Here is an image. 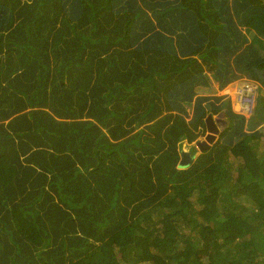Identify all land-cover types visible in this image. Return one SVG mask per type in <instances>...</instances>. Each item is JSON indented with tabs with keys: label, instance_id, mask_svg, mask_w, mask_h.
<instances>
[{
	"label": "trees",
	"instance_id": "16d2710c",
	"mask_svg": "<svg viewBox=\"0 0 264 264\" xmlns=\"http://www.w3.org/2000/svg\"><path fill=\"white\" fill-rule=\"evenodd\" d=\"M262 69L264 0H0V264H264Z\"/></svg>",
	"mask_w": 264,
	"mask_h": 264
},
{
	"label": "rangeland",
	"instance_id": "374dc122",
	"mask_svg": "<svg viewBox=\"0 0 264 264\" xmlns=\"http://www.w3.org/2000/svg\"><path fill=\"white\" fill-rule=\"evenodd\" d=\"M241 78H243V77H241ZM210 79H211L209 81L210 90L207 91L210 93H208V94L210 96L220 95L221 94L220 90H218V80L213 78V77H210ZM254 81L258 84V94H257L258 108L256 107L257 110H255V112L253 113L254 116L252 115V116H249L247 118L245 117V124L243 127V131L252 132L254 130H258L262 134V139L260 140V144H261L260 149L263 150L264 149V88L261 87V84L259 81H257V80H254ZM231 84L232 83L228 84V86H230ZM201 93H205V92L201 91ZM229 103H230V101H229ZM235 110L237 111L236 107H235ZM223 112H224V110L222 109L220 112L210 116L211 117L210 119L211 120L219 119V118L223 119L224 118V115L222 116ZM210 125H211L210 128H212V131L206 130V133L202 137L198 138V140H203V144H201L202 145L201 147L203 148V150H204V148H210V146L215 142V140L217 139L218 134H219L218 131L217 132L213 131V129L217 126V124L214 122ZM211 135H212V139L208 140L206 138V136H211ZM191 145L194 146V152H195L194 156H196L201 150H199L197 148V146H195V141L192 143H188V144L186 142H183V145L181 146V151L189 150ZM191 150H193V148ZM182 159H184V158L182 157ZM230 161L232 162V165L234 168L239 163V160H237V157H234L233 155L230 156ZM178 162H179V160H178ZM194 196H196V194L193 195L192 198H195ZM191 200L194 201V199H191ZM193 203H195V206H198V204L195 201ZM244 203L247 204L248 202L246 201ZM135 264H149V262L148 261H142L140 263H135Z\"/></svg>",
	"mask_w": 264,
	"mask_h": 264
},
{
	"label": "built area",
	"instance_id": "2783aa9c",
	"mask_svg": "<svg viewBox=\"0 0 264 264\" xmlns=\"http://www.w3.org/2000/svg\"><path fill=\"white\" fill-rule=\"evenodd\" d=\"M229 100L232 110L244 117L252 116L257 107L258 84L248 78H240L222 90ZM237 108V111L235 110Z\"/></svg>",
	"mask_w": 264,
	"mask_h": 264
},
{
	"label": "water",
	"instance_id": "95a60500",
	"mask_svg": "<svg viewBox=\"0 0 264 264\" xmlns=\"http://www.w3.org/2000/svg\"><path fill=\"white\" fill-rule=\"evenodd\" d=\"M257 73H258V75L261 77V78H264V69H262V70H257ZM224 114H222V116H223ZM211 117L209 116V117H207V119H206V122H207V130L208 131H212V128H210V124H212V123H216L217 124V126L213 129V131L214 132H219V130H221V129H223L225 126H226V124H227V122H226V119L225 118H223V119H221V118H219V119H213V120H211L210 119ZM206 138L208 139V140H211L212 139V135L211 136H206ZM201 144H203V140H196L195 141V146H197V148L199 149V150H203V148L201 147L202 145ZM183 145V143L181 144V146ZM193 148V150H194V146H190V148H189V150H187V151H181V148H180V155L184 158V159H181L180 160V162H179V165H181V166H183V165H185L186 163H188L189 161H191L192 160V158L194 157V151L193 150H191ZM187 156V157H186ZM188 158V159H187Z\"/></svg>",
	"mask_w": 264,
	"mask_h": 264
},
{
	"label": "clouds",
	"instance_id": "9594fccd",
	"mask_svg": "<svg viewBox=\"0 0 264 264\" xmlns=\"http://www.w3.org/2000/svg\"><path fill=\"white\" fill-rule=\"evenodd\" d=\"M239 79H240V78H239ZM249 79H250V78H249ZM236 80H238V79H236ZM236 80H234V81H236ZM252 80H253V79H252ZM234 81H233V82H234ZM233 82H231V83H233ZM227 86H228V85H227ZM227 86H226V87H227ZM224 88H225V87H224ZM224 88H223V89H224ZM223 89H222V90H223ZM222 90H220V92H221L220 95H223V94H222ZM224 96H225V95H224ZM225 97H226V96H225ZM226 98H227V97H226ZM227 99H228V98H227ZM228 100H229V99H228ZM229 101H230V100H229ZM229 104H230V103H229ZM230 106H231V104H230ZM230 108H231V110H232V107H230ZM232 111H233V110H232ZM233 112H234V111H233ZM234 113H235V112H234ZM236 114H237V113H236ZM253 116H254V115H253ZM244 118H245V117H244Z\"/></svg>",
	"mask_w": 264,
	"mask_h": 264
},
{
	"label": "crops",
	"instance_id": "0c3cea01",
	"mask_svg": "<svg viewBox=\"0 0 264 264\" xmlns=\"http://www.w3.org/2000/svg\"><path fill=\"white\" fill-rule=\"evenodd\" d=\"M221 93V92H220Z\"/></svg>",
	"mask_w": 264,
	"mask_h": 264
}]
</instances>
